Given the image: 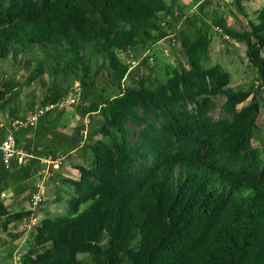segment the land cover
Returning a JSON list of instances; mask_svg holds the SVG:
<instances>
[{
    "label": "trees",
    "instance_id": "16d2710c",
    "mask_svg": "<svg viewBox=\"0 0 264 264\" xmlns=\"http://www.w3.org/2000/svg\"><path fill=\"white\" fill-rule=\"evenodd\" d=\"M217 3L187 15L173 0H0V146L13 132L33 155L6 167L0 148V234L22 240L12 225L39 216L45 200L26 203L42 158L79 173L56 177L65 210L32 227L18 264H264V7L237 30L207 17ZM214 29L244 44L249 83L206 66ZM162 40L178 51L166 80L145 55Z\"/></svg>",
    "mask_w": 264,
    "mask_h": 264
},
{
    "label": "rangeland",
    "instance_id": "374dc122",
    "mask_svg": "<svg viewBox=\"0 0 264 264\" xmlns=\"http://www.w3.org/2000/svg\"><path fill=\"white\" fill-rule=\"evenodd\" d=\"M172 1V0H170ZM177 4H181L183 11L187 15H191L193 13H197L198 5L203 0H173ZM217 5L209 6L206 10V15L209 19H212L215 15V11H217L218 15H222L228 25L237 29V30H245L249 29V23L255 21L256 14L259 9L264 7V0H243L241 2V6L244 12H241L237 4L232 2L229 4V0H217ZM222 35L220 31L213 30V41L210 49L209 59L206 61V66L220 64L222 65L229 73L231 74V83L232 86H239L245 83H249L252 78L255 76V69L250 61L245 56V46L239 42H236L227 36H224L226 42H223ZM177 45L173 40H162L156 45H154L151 51L147 52L145 55H150L153 57V60L150 59V63L152 66L156 68V74L162 80H166L168 76L172 74V69L176 66V55H178ZM264 56V51H263ZM25 77V74H20L19 78L22 80ZM264 102V92L261 96ZM250 99L244 102V104H248ZM222 102V101H220ZM214 119H219L223 116H226L222 108L219 106L211 113ZM78 120V115L74 112L73 108H69L67 114L62 120V124H67L72 127L76 124ZM0 121L2 117H0ZM258 124L261 128V134L264 138V108L262 109ZM69 127V128H70ZM254 146L261 147V144L257 141H254ZM61 165L58 171L54 172V174L45 181V188L47 198L45 199L42 210L39 211V219L47 216L53 215L57 213H63L65 210V204L55 203L54 198L57 195L56 186L61 185L60 179L56 177H72L78 178L79 173L78 170L72 165L76 160L72 157H62ZM41 179V177H40ZM39 179V180H40ZM64 187L63 185H61ZM64 195L69 197L70 193L68 189H64ZM55 191V192H54ZM27 205V204H26ZM24 221L17 222L12 225L11 233H21L25 232L22 240L15 238L7 233L3 236L0 235V249L3 250L4 255L0 254V264H18L20 260V255L25 251L27 246V241L31 236V232L28 230ZM23 234V233H22ZM80 257L86 260V264H91L88 259V255L81 254Z\"/></svg>",
    "mask_w": 264,
    "mask_h": 264
},
{
    "label": "built area",
    "instance_id": "2783aa9c",
    "mask_svg": "<svg viewBox=\"0 0 264 264\" xmlns=\"http://www.w3.org/2000/svg\"><path fill=\"white\" fill-rule=\"evenodd\" d=\"M53 107V105L47 108ZM44 112L41 108L39 111L25 120H17L13 122L14 127H27L28 124H33L38 116ZM3 154V161L6 167H9L13 161L25 164L29 159L33 158V155L21 144L17 142V138L13 132L7 134L5 140L0 146ZM62 157L53 158L52 156L42 158L43 168L40 170L41 179L37 182L36 190L31 194L27 206L30 210L35 211L38 206L43 202L46 197L45 181L49 179L54 172L60 168ZM39 216L32 213L30 218L24 221L28 230H31L34 225L39 222Z\"/></svg>",
    "mask_w": 264,
    "mask_h": 264
},
{
    "label": "crops",
    "instance_id": "0c3cea01",
    "mask_svg": "<svg viewBox=\"0 0 264 264\" xmlns=\"http://www.w3.org/2000/svg\"><path fill=\"white\" fill-rule=\"evenodd\" d=\"M38 181H39V180H38ZM27 203H28V202H27ZM27 203H26V204H27ZM0 235H2V236H3L4 234H0ZM3 252H4V251L0 249V254H1V256H2V255H4V253H3ZM8 264H10V262H8Z\"/></svg>",
    "mask_w": 264,
    "mask_h": 264
}]
</instances>
